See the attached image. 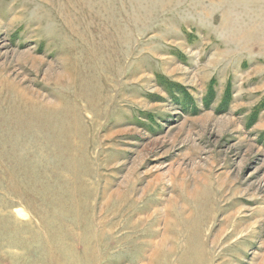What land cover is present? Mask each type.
Here are the masks:
<instances>
[{
	"label": "rangeland",
	"instance_id": "374dc122",
	"mask_svg": "<svg viewBox=\"0 0 264 264\" xmlns=\"http://www.w3.org/2000/svg\"><path fill=\"white\" fill-rule=\"evenodd\" d=\"M0 264H264V0H0Z\"/></svg>",
	"mask_w": 264,
	"mask_h": 264
}]
</instances>
